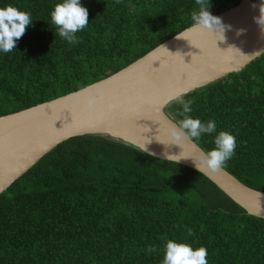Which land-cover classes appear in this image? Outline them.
Returning <instances> with one entry per match:
<instances>
[{
  "label": "trees",
  "instance_id": "1",
  "mask_svg": "<svg viewBox=\"0 0 264 264\" xmlns=\"http://www.w3.org/2000/svg\"><path fill=\"white\" fill-rule=\"evenodd\" d=\"M56 2L0 0L32 19L16 49L0 53V116L106 78L194 24L199 10L195 0H80L89 23L69 44L51 23ZM239 2L210 0L208 11ZM181 96L191 116L236 137L222 168L264 191V53ZM164 111L183 118L174 101ZM213 136L191 139L206 153ZM166 239L205 247L208 264H264V218L200 172L108 135L63 141L0 193V264H160Z\"/></svg>",
  "mask_w": 264,
  "mask_h": 264
},
{
  "label": "water",
  "instance_id": "2",
  "mask_svg": "<svg viewBox=\"0 0 264 264\" xmlns=\"http://www.w3.org/2000/svg\"><path fill=\"white\" fill-rule=\"evenodd\" d=\"M214 16L221 21L215 31L194 23L106 78L1 115L0 193L63 141L102 134L200 172L248 215L264 218V191L223 168L208 169L191 138L171 135L177 123L164 111L168 97L238 72L264 53V26L257 22L264 20V0H240Z\"/></svg>",
  "mask_w": 264,
  "mask_h": 264
},
{
  "label": "clouds",
  "instance_id": "3",
  "mask_svg": "<svg viewBox=\"0 0 264 264\" xmlns=\"http://www.w3.org/2000/svg\"><path fill=\"white\" fill-rule=\"evenodd\" d=\"M195 2L199 6V10L192 13L194 23L202 28L215 31V24L221 23V21L219 17L208 11L210 0H195ZM49 15L51 23L56 26V34L69 44L78 43L76 33L89 23L88 10L80 0H58ZM31 22V14L25 10L10 4L0 7V53H8L16 49L17 41ZM257 22L264 26V20L257 19ZM173 101L181 105L180 114L183 118L173 126L171 135L175 139H198L205 134H214V147L206 151L202 157V163L212 171L221 169L234 155L237 146L236 137L229 131H218L216 121L211 118L201 121L199 117L191 116V101H185L180 94L168 97L166 102ZM145 150L143 147V151ZM148 154L153 155L152 153ZM165 155L167 156V153ZM188 235H192L191 230ZM147 251L153 252L155 249L150 247ZM163 253L160 264H208L206 248L203 246L193 247L185 241L166 239Z\"/></svg>",
  "mask_w": 264,
  "mask_h": 264
}]
</instances>
